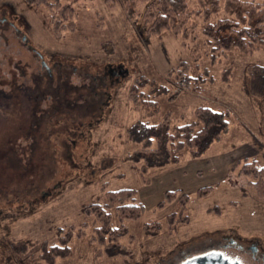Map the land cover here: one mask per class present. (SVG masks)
<instances>
[{
  "label": "rangeland",
  "instance_id": "rangeland-1",
  "mask_svg": "<svg viewBox=\"0 0 264 264\" xmlns=\"http://www.w3.org/2000/svg\"><path fill=\"white\" fill-rule=\"evenodd\" d=\"M149 1L0 0V264H179L224 235L264 252V190L238 174L242 160L264 165V45L192 66L189 39L169 30L145 34L139 14ZM219 2L211 22L227 16ZM180 60L193 75L207 67L212 79L199 82L203 93L180 88L169 99L146 84L141 90L153 105L135 104L129 94L141 76L173 91L169 71ZM198 106L230 110L228 131L201 156L186 148L175 162L153 151L131 154L139 149L126 134L133 122L167 116L180 125ZM121 187L136 189L144 212L122 222L126 233L106 252L92 240L98 224L83 207ZM59 239L68 248L46 260V245L63 246Z\"/></svg>",
  "mask_w": 264,
  "mask_h": 264
},
{
  "label": "trees",
  "instance_id": "trees-1",
  "mask_svg": "<svg viewBox=\"0 0 264 264\" xmlns=\"http://www.w3.org/2000/svg\"><path fill=\"white\" fill-rule=\"evenodd\" d=\"M220 8L219 0H151L147 2L139 16L142 18V28L146 35L169 30L173 34L189 39L192 43L189 44L192 66H198L197 61L202 58L215 63L227 51L235 48L248 51L255 45H264V6L261 3L254 0H225L222 8L227 16L211 22V17L217 15ZM130 11L133 14V9ZM193 18H197L198 21ZM191 65L186 60H180L169 71L172 81L168 82L175 87L173 91L165 85L157 84L153 79L141 76L131 86L130 98L147 111V106L153 104L145 99L148 92L141 90L146 84L151 86L150 93H166L169 99L177 96L180 88H192L198 93H203L198 87L199 82L204 79L211 80L210 72L207 67H203L193 75ZM230 75L231 69L227 67L220 74L224 81L229 80ZM258 75L261 81L260 88L264 89V75L261 73ZM30 93L31 98L36 97L35 90L33 94L31 91ZM193 116L191 122L175 126L170 125L167 116L157 123L136 120L126 128L128 140L139 145V149H135L131 154L137 151H153L163 154L165 162H175L186 148L191 157L201 156L210 144L228 131L230 110L198 106L194 109ZM238 174L244 175L247 183L261 195V191L264 190V165H260L255 158L242 160ZM135 193L136 189L131 187L109 189L104 192L102 202L98 200L83 207L84 213L94 215L98 224L92 240L97 241L99 247L105 246L106 252H111V248L126 233L122 222L139 217L144 212V206L135 201ZM173 195L174 191L164 193L165 198L172 199ZM187 200L186 193L182 194L179 199L182 207ZM111 209L115 210L119 225L113 224ZM58 228V235L62 236L64 229ZM59 240V244L64 246V239ZM63 246L46 245L45 259L51 261L57 256H62L63 251L68 248L64 246L63 249Z\"/></svg>",
  "mask_w": 264,
  "mask_h": 264
},
{
  "label": "flooded vegetation",
  "instance_id": "flooded-vegetation-1",
  "mask_svg": "<svg viewBox=\"0 0 264 264\" xmlns=\"http://www.w3.org/2000/svg\"><path fill=\"white\" fill-rule=\"evenodd\" d=\"M0 19L1 20H5L4 17H2ZM24 38H25V36H23V39ZM28 48L31 49L33 52H35L37 57H38V59L41 60V66L46 71L45 73H47V76L48 77H52L50 67H49V65L47 63L48 61H46V59L43 57L42 53L37 51V49H35L31 45H28ZM108 71H109V74L115 72L113 69H108ZM119 71H121V70H119ZM104 74H105V72H104ZM39 76L42 77L43 73H40ZM40 81H42V80L40 79ZM38 84H40V82ZM43 87H44V85H43ZM208 247H207V249L199 252L197 255H200V254L212 251V250L218 251V252H221L223 250L226 253L235 250V251L239 252V255H242V256L244 255L246 257L245 260L247 262L250 260V261L256 262L258 264H264V252L260 251L259 248L256 245H253V244L244 245V244L238 242V240H236L235 238L231 237L230 235H224V236H222V237H220L218 239H215V241L213 243H210V245ZM194 256H196V255H193V257ZM183 261L184 260H182L181 262H183Z\"/></svg>",
  "mask_w": 264,
  "mask_h": 264
},
{
  "label": "water",
  "instance_id": "water-1",
  "mask_svg": "<svg viewBox=\"0 0 264 264\" xmlns=\"http://www.w3.org/2000/svg\"><path fill=\"white\" fill-rule=\"evenodd\" d=\"M180 264H249L241 257L230 258L218 251H209L194 257L188 258Z\"/></svg>",
  "mask_w": 264,
  "mask_h": 264
}]
</instances>
